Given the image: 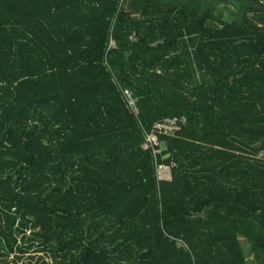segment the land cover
<instances>
[{
    "label": "trees",
    "instance_id": "16d2710c",
    "mask_svg": "<svg viewBox=\"0 0 264 264\" xmlns=\"http://www.w3.org/2000/svg\"><path fill=\"white\" fill-rule=\"evenodd\" d=\"M0 264H264V0H0Z\"/></svg>",
    "mask_w": 264,
    "mask_h": 264
},
{
    "label": "built area",
    "instance_id": "2783aa9c",
    "mask_svg": "<svg viewBox=\"0 0 264 264\" xmlns=\"http://www.w3.org/2000/svg\"><path fill=\"white\" fill-rule=\"evenodd\" d=\"M111 45L114 44V40H111ZM124 98L127 100L129 107L132 111L138 114L139 107L137 103L136 97L132 94V92L125 88L123 90ZM185 116H168L163 119L157 120L151 131L145 133L144 137L146 140L143 142L142 146L144 148L152 147L154 152H160L163 147H161V143L158 137V134L165 133V134H174L178 129L181 127L180 121H185ZM170 170L168 175L163 174L164 172ZM158 172L160 177L170 178L171 176V168L169 165L166 164H159L158 165Z\"/></svg>",
    "mask_w": 264,
    "mask_h": 264
},
{
    "label": "rangeland",
    "instance_id": "374dc122",
    "mask_svg": "<svg viewBox=\"0 0 264 264\" xmlns=\"http://www.w3.org/2000/svg\"><path fill=\"white\" fill-rule=\"evenodd\" d=\"M170 173V170H168V171H166V172H164L163 174H165V175H168ZM242 243H243V247L245 248V252H246V254L248 255V256H250V257H252V254L250 253V254H248L249 253V251L246 249L247 248V246H248V242H247V240L246 239H244V237H242ZM12 256V255H11Z\"/></svg>",
    "mask_w": 264,
    "mask_h": 264
}]
</instances>
